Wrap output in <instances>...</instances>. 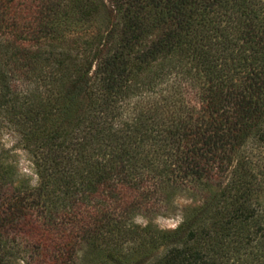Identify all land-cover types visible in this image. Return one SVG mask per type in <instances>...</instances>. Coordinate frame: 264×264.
<instances>
[{
	"label": "trees",
	"instance_id": "16d2710c",
	"mask_svg": "<svg viewBox=\"0 0 264 264\" xmlns=\"http://www.w3.org/2000/svg\"><path fill=\"white\" fill-rule=\"evenodd\" d=\"M3 128L0 264H264V0H0Z\"/></svg>",
	"mask_w": 264,
	"mask_h": 264
},
{
	"label": "rangeland",
	"instance_id": "374dc122",
	"mask_svg": "<svg viewBox=\"0 0 264 264\" xmlns=\"http://www.w3.org/2000/svg\"><path fill=\"white\" fill-rule=\"evenodd\" d=\"M91 30V29H89ZM88 30L73 28L66 33L67 39L83 38ZM187 98L191 104L195 103V95L193 92H189ZM0 144L9 150L12 161L14 162L16 169L19 173L29 176L30 184L35 182V176L32 172L31 163L26 152L23 151L18 142L15 133L9 129L3 128L0 131ZM175 197L172 199L170 208L167 211H162L159 214H153L149 216L135 215L132 218V222L137 226L149 225L154 229L168 231L173 229L181 220L183 211H187L191 206H195L199 203L200 197L191 188H178L175 192ZM9 264H22L19 260H14Z\"/></svg>",
	"mask_w": 264,
	"mask_h": 264
}]
</instances>
